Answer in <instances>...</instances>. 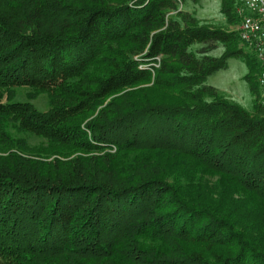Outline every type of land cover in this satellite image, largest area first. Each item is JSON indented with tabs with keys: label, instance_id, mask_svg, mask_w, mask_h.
<instances>
[{
	"label": "trees",
	"instance_id": "16d2710c",
	"mask_svg": "<svg viewBox=\"0 0 264 264\" xmlns=\"http://www.w3.org/2000/svg\"><path fill=\"white\" fill-rule=\"evenodd\" d=\"M200 1L0 0V264H264L261 220L240 226L264 215L259 64L184 10ZM230 59L251 111L206 85ZM175 162L218 175L216 203Z\"/></svg>",
	"mask_w": 264,
	"mask_h": 264
},
{
	"label": "rangeland",
	"instance_id": "374dc122",
	"mask_svg": "<svg viewBox=\"0 0 264 264\" xmlns=\"http://www.w3.org/2000/svg\"><path fill=\"white\" fill-rule=\"evenodd\" d=\"M184 10L188 11L190 14L194 16V18L197 20L199 25H205V26H211L214 28L227 30V31H235L238 27V25H229L228 22L224 19V17L220 14V1L219 0H201L196 5H189ZM237 15V14H236ZM231 26V27H230ZM242 45V44H241ZM239 45V47H241ZM221 52L217 53L219 55ZM247 74V69L245 65L234 59H230L227 62V68L225 70H221L214 75L210 76L206 80V85L211 86L216 89L218 94L223 97L226 101L229 103L235 104L240 106L246 111H251V105H252V99H251V93L249 90V86L247 82L244 80V76ZM17 97L20 100H25L26 98V91L20 90L17 92ZM156 95H154L152 92H142L140 91L137 94H132L128 99L131 101H140V100H148L152 101L154 100ZM33 105L39 109L40 111H46L48 108L47 101L44 97L35 98L33 100ZM122 103V102H121ZM40 141L38 140H29V145L34 146L33 148H39ZM142 157L143 155L139 156L137 154H132V156H126V159L131 161L132 157ZM159 160V159H158ZM161 165L164 166V163L161 161ZM139 165V167L146 166L143 161ZM147 163V162H146ZM151 165L160 166L159 161L151 160ZM185 164L181 162H175L174 167L175 171L180 169L183 171L186 175H192L196 180H191V183L187 188V190L193 192L195 191L197 193H200L199 190L196 188L199 186L194 187V182L200 181L202 184H204L206 187L205 191L202 192V201L203 198L205 199V202H215L220 198L222 195V190L224 188V184L221 181V178L218 175H209L207 173H202L200 170H191L187 168H184ZM224 195V194H223ZM244 202L245 205H248L247 197L244 194H238L237 192H232L230 197H228V201H226V207L228 206H234L237 203ZM227 210V209H224ZM259 208H251L247 211L246 215V222L243 224H240V226H245L251 230V225L256 222L255 218L261 220V226L264 227V215H261L258 213ZM248 216H250L251 220H249Z\"/></svg>",
	"mask_w": 264,
	"mask_h": 264
},
{
	"label": "built area",
	"instance_id": "2783aa9c",
	"mask_svg": "<svg viewBox=\"0 0 264 264\" xmlns=\"http://www.w3.org/2000/svg\"><path fill=\"white\" fill-rule=\"evenodd\" d=\"M236 13L240 23L236 29L239 42L252 53L259 64L257 86L259 102L264 108V0H240Z\"/></svg>",
	"mask_w": 264,
	"mask_h": 264
}]
</instances>
